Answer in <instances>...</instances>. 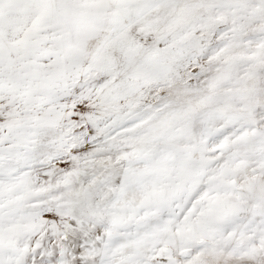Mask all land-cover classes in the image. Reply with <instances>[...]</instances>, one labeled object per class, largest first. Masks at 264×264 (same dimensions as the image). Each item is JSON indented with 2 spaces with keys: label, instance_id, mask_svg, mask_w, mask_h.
<instances>
[{
  "label": "snow or ice",
  "instance_id": "6c2138e0",
  "mask_svg": "<svg viewBox=\"0 0 264 264\" xmlns=\"http://www.w3.org/2000/svg\"><path fill=\"white\" fill-rule=\"evenodd\" d=\"M0 264H264V0H0Z\"/></svg>",
  "mask_w": 264,
  "mask_h": 264
}]
</instances>
